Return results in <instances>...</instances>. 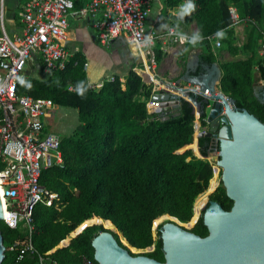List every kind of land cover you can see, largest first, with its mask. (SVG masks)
<instances>
[{
	"label": "trees",
	"instance_id": "trees-1",
	"mask_svg": "<svg viewBox=\"0 0 264 264\" xmlns=\"http://www.w3.org/2000/svg\"><path fill=\"white\" fill-rule=\"evenodd\" d=\"M163 2L178 17L186 0ZM194 2L195 11L184 19L195 20L204 39L196 45L187 42V46H200L205 53L203 61L210 66L215 61L210 38L224 29L226 38L220 40L223 47L232 56L242 52L245 59L221 64L220 90L233 101L234 109L245 110L264 123V90L260 99L253 93L256 75L264 81V55L259 54V42L264 43V0ZM231 7L237 12L238 23L250 25L242 48L236 45ZM154 53L159 63L162 48ZM79 82L85 87L83 95L75 91ZM17 93L50 99L56 106L76 110L79 125L61 139L63 166L42 173L41 184L58 200L34 209L31 240L36 253L18 261V252L10 247L24 246L27 238L0 223L5 247L1 264H39V256L48 264H98L92 240L101 232L111 233L125 249H150L142 254L129 251L133 256L164 263L161 233L158 230L155 234L154 228L167 223L191 226L209 194V201L217 202L225 211L231 209L233 202L218 173L213 175L211 165L194 156L200 155L197 150L193 152L192 104L183 99L179 114L168 119L161 113L148 114L146 103L152 99V85L144 84L132 70L124 89L115 77L97 90L89 86L84 62L76 54L64 69L53 71L44 81L21 78ZM189 97L198 105L205 127L208 102L194 94ZM198 145L203 157L214 149L219 151L218 144L208 138H199ZM203 211L190 229L202 238L208 235Z\"/></svg>",
	"mask_w": 264,
	"mask_h": 264
},
{
	"label": "built area",
	"instance_id": "built-area-1",
	"mask_svg": "<svg viewBox=\"0 0 264 264\" xmlns=\"http://www.w3.org/2000/svg\"><path fill=\"white\" fill-rule=\"evenodd\" d=\"M151 4L152 0H91L86 8L76 10L72 0H22L16 17L8 20L4 0H0V223L24 233L27 238L24 246L14 244L10 247L11 251L18 252V261L27 254L36 253L31 240L35 207L38 204L50 206L58 200L56 194H49L41 184L42 173L52 167L63 166L61 138L47 131L45 125L53 117L56 105L50 99L18 95L17 86L24 69L33 60L40 61L42 71L46 73L64 69L70 57L66 49L69 19H85L101 13V41L125 39L133 55L139 59V68L135 71L147 76L153 94L175 90L174 84L165 85L155 75L154 46L163 37L174 38L184 44L187 41L179 35H170V30L175 33L173 28L160 36L147 34L146 21ZM229 11L237 25L236 10L231 7ZM6 22L14 28L19 25L21 33L10 36ZM148 37L152 42L145 45ZM215 45L219 47L221 44L216 41ZM260 55H264V43ZM191 91L198 96L200 93L210 96V92L207 89L202 92L200 86L192 87ZM158 108L159 103L151 99L146 103L148 114H153ZM193 129V152L197 150L200 155L194 156L209 163L213 175L215 172L220 175L218 151L214 149L208 157L200 154L198 136L208 130V124L205 127L201 125L199 114L195 116ZM39 264L48 263L39 256Z\"/></svg>",
	"mask_w": 264,
	"mask_h": 264
},
{
	"label": "water",
	"instance_id": "water-1",
	"mask_svg": "<svg viewBox=\"0 0 264 264\" xmlns=\"http://www.w3.org/2000/svg\"><path fill=\"white\" fill-rule=\"evenodd\" d=\"M207 87H201L202 92ZM207 90L210 96H199L208 102V130L198 137L211 139L219 146L217 164L226 195L233 202L231 209L225 211L217 202L208 200L203 211L208 235L203 238L172 223L162 225L159 231L164 263L133 256L111 233L101 232L92 240L98 264H264V123L245 110L234 109L233 101L220 89ZM190 92L153 95L152 100L159 103L156 112L168 119L167 113L171 107H180L184 95L195 107L194 113L199 114ZM4 258L0 231V264Z\"/></svg>",
	"mask_w": 264,
	"mask_h": 264
},
{
	"label": "crops",
	"instance_id": "crops-1",
	"mask_svg": "<svg viewBox=\"0 0 264 264\" xmlns=\"http://www.w3.org/2000/svg\"><path fill=\"white\" fill-rule=\"evenodd\" d=\"M90 1L91 0H72L74 9L76 10L86 8ZM21 3L22 0H20V4ZM20 4L18 7H20ZM15 17L16 13L8 20ZM101 23V13L88 16L85 19H69L66 36V49L70 54L68 61L76 54H79L84 62V71L87 74L89 86L97 90L102 87L105 81H112L115 77H119L121 86L124 89L125 80L130 70L141 77L144 84L148 85L147 76L143 74L139 75L135 71V69L139 68V59L133 55L132 49L124 38L112 39L106 43L101 41ZM162 25H167V27H162ZM169 28H173L175 33L178 32L189 37L194 32L199 31L195 20H179L178 17L173 15V11L165 6L163 0H152L150 12L146 21L147 34L160 36L165 34ZM244 30L245 25L235 27L236 36L238 37L239 32L242 34ZM20 33L21 29L19 25L16 28L12 26V35ZM173 39L174 38L163 37V39H159L154 46V50L156 48H162L163 51V57L161 61L157 63L155 75L165 85L174 84L175 90L170 91L171 94H178L180 90H191L194 86H201L202 88L208 86L219 90L222 76L221 64L245 59V56L242 54L232 56L225 47H222L223 45L217 47L215 45L217 37L213 36L210 38V43L215 61L209 66L203 61L205 53L200 46H187V43L184 44L178 41L173 42ZM184 53L185 58H181V55ZM36 64L38 66L37 62ZM38 68L42 71L41 65H39ZM52 72L53 71L49 72V74ZM189 94L193 93L190 92ZM153 95L155 94L152 93V97ZM182 97L184 100L189 101L186 96L183 95ZM179 108L180 107H171L170 112L167 114L169 116H176L179 114ZM208 111L209 107L206 109V112ZM161 114L163 115V113ZM52 122L53 117L48 119L45 125L52 124Z\"/></svg>",
	"mask_w": 264,
	"mask_h": 264
},
{
	"label": "rangeland",
	"instance_id": "rangeland-1",
	"mask_svg": "<svg viewBox=\"0 0 264 264\" xmlns=\"http://www.w3.org/2000/svg\"><path fill=\"white\" fill-rule=\"evenodd\" d=\"M4 4H5V7L7 9L6 19H9V18H12L14 16V13H16L18 11V9H19L18 5L20 4V0H4ZM240 25H245V30L242 34L239 32L238 37L236 36V45L238 47L242 48L243 44L246 42V39L248 38L250 25L247 23H237V25H235V27H238ZM11 28H12V26H10L8 24V22H6V29H7V32L9 33L10 36H12ZM173 42H175L174 39H173ZM221 46H222V44H221ZM259 47H260V50H259V54H260L263 51L262 41L259 42ZM241 54H242V52H241ZM242 55H245V54H242ZM22 75L25 78H36V79L46 80L50 74L40 71V69L38 68V66L36 64V61L33 60L24 69ZM263 90H264V81H261L259 78H257V75H256V80L253 84V93L258 99H260L261 94L263 93L262 92ZM195 114H196V116L198 115V113H195ZM78 125H79V121H78V115H77L76 110L56 106L55 112L53 114V122H52V124H47L46 128L49 132H53L59 138L62 139L64 137L71 135L73 133V131L77 128ZM219 177L221 180V173H220ZM218 186H220V183ZM209 196H210V194L208 195L207 200L205 201V204L208 202ZM204 207H205V205H204ZM199 216H200V213L196 217V219L193 221L191 226H185V225H180V226L182 228L190 231V229L194 226V224L196 223ZM161 227H162V225H159L156 228H154V229H156L155 234L158 230L161 229ZM155 234H154V238L157 241V237L155 236ZM127 248L133 254L145 253L142 251L139 252V250H135V249L133 250L129 247H127Z\"/></svg>",
	"mask_w": 264,
	"mask_h": 264
},
{
	"label": "clouds",
	"instance_id": "clouds-1",
	"mask_svg": "<svg viewBox=\"0 0 264 264\" xmlns=\"http://www.w3.org/2000/svg\"><path fill=\"white\" fill-rule=\"evenodd\" d=\"M196 9V4L194 0H186V3L180 5V8L177 12V16L179 20H183L185 16L190 15L193 11ZM162 27H167V25H162ZM170 35H179L182 40L187 41L191 45H196L198 42L202 41L204 39L203 35L196 31L194 32L190 37L181 33H173L171 30L169 32ZM215 36L217 37V43L219 44L220 40L226 38V31L224 29H218L215 32ZM151 37H148L145 39L144 44L150 45L151 44ZM71 90V89H70ZM75 91L77 94L83 95L85 91V87L83 82H79L76 87Z\"/></svg>",
	"mask_w": 264,
	"mask_h": 264
},
{
	"label": "bare ground",
	"instance_id": "bare-ground-1",
	"mask_svg": "<svg viewBox=\"0 0 264 264\" xmlns=\"http://www.w3.org/2000/svg\"><path fill=\"white\" fill-rule=\"evenodd\" d=\"M2 201V199H1V196H0V202ZM168 224V223H167ZM173 224V223H172Z\"/></svg>",
	"mask_w": 264,
	"mask_h": 264
}]
</instances>
